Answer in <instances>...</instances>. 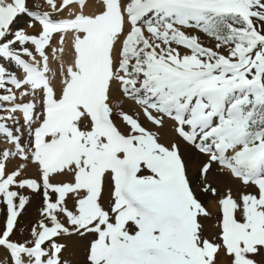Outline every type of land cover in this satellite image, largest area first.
I'll return each mask as SVG.
<instances>
[{
  "label": "snow or ice",
  "instance_id": "obj_1",
  "mask_svg": "<svg viewBox=\"0 0 264 264\" xmlns=\"http://www.w3.org/2000/svg\"><path fill=\"white\" fill-rule=\"evenodd\" d=\"M27 2L0 0V60L19 69L0 64V248L14 264H65L58 238L77 234L95 237L86 264H264V0ZM23 15L37 33L13 30ZM53 48L58 63L70 53L59 89ZM114 92L207 157L196 188L177 142L122 109L121 131ZM13 188L43 198L30 246L11 239L29 202ZM203 194L218 197L215 238Z\"/></svg>",
  "mask_w": 264,
  "mask_h": 264
},
{
  "label": "rangeland",
  "instance_id": "obj_2",
  "mask_svg": "<svg viewBox=\"0 0 264 264\" xmlns=\"http://www.w3.org/2000/svg\"><path fill=\"white\" fill-rule=\"evenodd\" d=\"M94 2L98 3L99 0H97V1L94 0ZM37 5H40V10L41 11H50V9L45 4L44 0H28V2H27V6H28V8L30 10H34V11L37 10L36 9ZM19 19H21V21L23 22L21 29H23L27 34L31 35V34H35V33H37L39 31L40 26L38 24H36L35 27H29V23L31 22V18L28 17L27 15H23ZM16 29H18V28H15L13 30H16ZM55 41L56 40L53 41L54 42L53 44L56 45ZM204 43L210 45L211 41H209L207 38H204ZM29 47H31V46H29ZM53 50H54V48H53ZM50 53L54 54L55 52L52 51ZM0 64H5L6 66H8V65L12 66L13 65L14 67H16L13 62H9L7 60H0ZM53 71L55 72L56 70L53 69ZM58 72H59V70H58ZM61 73L63 74V70H62V72H59L56 75V79H58L57 82H58L59 85H61L60 83H62V76H61L62 74ZM9 87H11V86H9ZM126 105L127 104L124 101L122 102V100H120L119 108L113 107V119H114V122L116 123V125L121 129V131H126V126L123 124L122 120L120 119V117L118 115V112L121 109L123 111H125V112H128L129 114H133V115L138 114L137 118L140 119L141 122L144 124V126L150 130L151 127H148V123L146 122V120L143 119L140 116V114L138 112H136L134 109H131V111H129L127 109ZM0 114H2V113H0ZM24 135H25V138H26L27 137V133L25 132ZM161 135H163V133H161ZM164 135H163V137L162 136L161 137L164 138L168 142L169 139H167V136L165 137ZM162 138H161V140L163 141V143L167 145V142L165 140H163ZM8 147H11V146L9 144H6V146L4 148H8ZM18 167H22V162L19 159L9 160L8 163H7V171H8V173H11L13 170H16ZM191 174H192V172L189 173V171H188V177ZM199 175H200L199 172H197V176L191 182L194 188H196L197 185H199L201 183V180L199 179ZM24 177L39 179L37 171L35 170V168H32V167H29V168H27L24 171ZM61 179H63V178H61ZM209 180H210V182L212 183V185L214 187L216 185V187L218 188L220 194H222L226 190V187H224L225 189L224 188L220 189L219 186L217 185V183H215V181H213L211 179H209ZM53 182H59V181H53ZM13 190L17 191L18 193H20L23 196L28 197L29 198V202L26 205V207L23 210V212L21 213L20 217L18 218V221H17V225L18 226L16 225V227L14 229V232H13V234L11 236V239H12L13 242L29 243L32 240L31 230L34 227H36L37 226V222H39L42 219V217L40 215V210L43 207V198H42L41 194L34 193L31 190L26 189V188L25 189L13 188ZM234 195H235V187H234ZM200 198L202 199V203L205 205V207L210 211L211 217H212L210 220H211V224H212L211 229L213 231H212V233L209 236H208V234L205 235V236L206 237L215 238V233L218 231V228H217V223H218L217 217L220 216V210H219V206L217 204L218 197H212L210 194H203V196H201ZM53 199H55V196H53ZM68 207L70 209L73 208V201L72 200L68 201ZM105 207L107 208V199L105 200ZM4 208H5V206L0 204V229L3 228V226H4L3 224L5 222V221H3V220H5ZM61 220H62V222L65 223L66 226H68L67 225V221H66V219L64 217H61ZM93 239H95V237L93 235H91V234H89L87 236H84V237H81V236H79L77 234V235H72V236H66V237L58 238V242L65 246L64 251L62 253V258L65 261V264H68L67 261L70 259V258H68V256H72L73 257V255H72L73 253L69 254L67 252L68 249H69V244L70 243H73L75 246L80 247L81 249H83L84 252L87 253V248L89 246V243ZM29 246H30V244H29ZM85 260H86V258H85ZM0 264H14L12 262V259H11V256H10V252L8 250L4 249V248H0Z\"/></svg>",
  "mask_w": 264,
  "mask_h": 264
},
{
  "label": "bare ground",
  "instance_id": "obj_3",
  "mask_svg": "<svg viewBox=\"0 0 264 264\" xmlns=\"http://www.w3.org/2000/svg\"><path fill=\"white\" fill-rule=\"evenodd\" d=\"M97 1V0H96ZM59 2V0H58ZM89 11H95V9H89ZM19 22L16 23L14 22V24L12 25V28L15 29V28H18V29H21L22 27V24L23 22L21 21V19H19ZM37 32V31H36ZM193 34H196V33H193ZM203 38V37H202ZM204 39V38H203ZM56 42V41H55ZM54 43V42H53ZM55 45V44H53ZM55 52V50H52ZM51 51V52H52ZM181 53L184 54V50L181 49ZM70 55V53H66V57H65V60L64 61H60L59 63L57 62V59H56V53H50V61H51V68L56 70L55 72L57 73L58 70L59 72H62L63 68L62 67H59V64H64L66 65L67 64V57ZM4 67L6 69H8L11 73L13 74H17L19 69L17 67H14L13 65H8L6 66L5 64H3ZM61 70V71H60ZM58 72V73H59ZM57 73V74H58ZM62 74V73H61ZM63 75V74H62ZM61 75V76H62ZM58 78V77H57ZM60 78V77H59ZM58 79H56L55 77V84H56V87L57 89H59L60 85L58 84L57 82ZM60 83V82H59ZM61 84V83H60ZM10 86V85H9ZM0 94H5L3 92H0ZM120 100H122V102L124 101L127 105V109L129 111H131V109H134L136 112H138L140 114V116L144 119L143 117V114L139 111V108L137 105L134 104V102H129L128 100L126 99H123L119 96L118 93H115L114 92V99L112 101L113 103V107L115 108H119L120 106ZM5 107H8L10 105H4ZM140 117V118H141ZM147 122V121H146ZM148 123V127H151L150 130L152 131H156V132H159L160 133V136L163 137V135L166 137L167 136V139L168 142L162 138L163 140H165L167 142V144L169 142H177L179 145H180V149H181V154L182 156L185 158L186 160V163L188 165V171L189 173L192 172V174L189 176V180L190 182L193 181V179L197 176V172H199V169H200V165L202 162L206 161L207 160V157L198 153L194 148L186 145L176 134L175 132L173 131V122L171 121H168L167 119L165 120V124H164V127L162 129H155L151 124ZM161 133H163V135H161ZM172 140V141H171ZM161 143H163V141L161 140L160 141ZM7 143H4L2 141H0V147H5ZM217 166L214 165V169L216 168ZM209 179L215 181V183H217V185L219 186L220 189L224 188V187H227L229 186L230 184L235 187L236 185L239 184L238 181H234V180H230L229 177L223 173V172H216V171H213L212 174L210 175ZM216 187V185H215ZM225 189V188H224ZM40 209V208H39ZM21 219V218H20ZM5 221V220H3ZM205 223V235L208 234V236L212 233V224H211V220H207V221H204ZM38 224V222H37ZM4 225V224H3ZM18 226V225H17ZM27 230V229H26ZM20 231V230H19ZM22 232V231H21ZM23 233V232H22ZM21 235V234H20ZM30 244V242H29ZM83 247V246H82ZM69 254H72V256H68V258H70L67 262L68 264H85L86 263V252L83 251V249H81L80 247H77L75 246L73 243H70L69 244V249L67 251Z\"/></svg>",
  "mask_w": 264,
  "mask_h": 264
}]
</instances>
